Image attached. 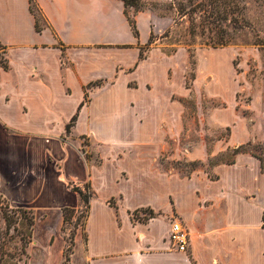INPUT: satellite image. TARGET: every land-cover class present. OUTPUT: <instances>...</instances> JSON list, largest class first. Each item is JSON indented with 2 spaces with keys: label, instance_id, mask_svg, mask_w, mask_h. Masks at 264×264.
Returning <instances> with one entry per match:
<instances>
[{
  "label": "crops",
  "instance_id": "crops-1",
  "mask_svg": "<svg viewBox=\"0 0 264 264\" xmlns=\"http://www.w3.org/2000/svg\"><path fill=\"white\" fill-rule=\"evenodd\" d=\"M34 1L41 31L29 0H0V197L34 214L27 264H64L62 211L80 205L71 185L87 183L94 196L68 264H264L256 157L215 165L214 179L156 165L161 144L183 127L179 99L189 91L187 53L149 44L160 31L154 15L133 14L135 36L120 0ZM197 62L194 87L224 103L212 118L231 127L226 148L250 143L231 113L241 87L232 50H200ZM174 219L189 233L185 253L168 240Z\"/></svg>",
  "mask_w": 264,
  "mask_h": 264
},
{
  "label": "rangeland",
  "instance_id": "rangeland-1",
  "mask_svg": "<svg viewBox=\"0 0 264 264\" xmlns=\"http://www.w3.org/2000/svg\"><path fill=\"white\" fill-rule=\"evenodd\" d=\"M144 1L141 4L146 6L143 11L154 15L160 30L151 35L150 45L158 47L165 54H171L177 49L187 53L184 76L189 96L179 99L184 106L183 127L177 137L166 138L161 144V153L156 158L157 167L163 172H175L183 177L198 171L213 175L215 165H222L232 158L231 152L227 150L229 147L226 148L231 127L222 126L212 118L213 111L224 106L222 99L207 97L194 87L193 81L198 52L223 47L232 50L235 79L241 86L236 103L231 104V113L237 119H242V123H246L253 133L248 150L264 158V3L247 0L243 11L245 27L235 30L228 20L217 21L214 13H209L211 8L207 4V7L201 5L203 12H199V8H196L195 13L190 12L208 0ZM179 2L183 3V9L188 14L179 11ZM127 13L132 17V9H128ZM39 23L45 24L41 18ZM222 43L227 45L223 46ZM77 143L82 145L83 150L89 146L83 139ZM88 150L92 160L93 151L91 148ZM193 162L198 164L193 166ZM12 209L0 197V256L7 264H22L19 261L24 260L19 234V231H23L20 220L15 217L14 220H17L9 226L3 218V214L11 216ZM71 231L69 227L65 235L69 236Z\"/></svg>",
  "mask_w": 264,
  "mask_h": 264
},
{
  "label": "trees",
  "instance_id": "trees-1",
  "mask_svg": "<svg viewBox=\"0 0 264 264\" xmlns=\"http://www.w3.org/2000/svg\"><path fill=\"white\" fill-rule=\"evenodd\" d=\"M123 3L124 7V15L126 16L128 23L131 27V30L135 36H137V29L135 25V21L133 19V14L136 12L143 11L146 6L141 5L144 0H120ZM191 1V0H187ZM247 0H208L207 3L201 2L199 6H196L195 9H191L190 12L195 13L196 8H199V12H203V9H200L201 5L211 8V11L209 13L211 15H214L215 18H217V21H227L230 22L231 27L235 30H242L245 27V19L243 17V11L245 9V3ZM256 1V0H255ZM264 3V0H258ZM152 4V3H151ZM207 4V5H206ZM179 11L182 14H188V12H185L183 9V3H178ZM29 9L32 13L34 19H35V29L37 31L42 30V26L39 23V18L43 19L44 23L45 20L43 18V15L41 14L40 10L38 9L37 5L35 4L34 0H29ZM128 9H132V17H130L127 13ZM152 37L149 39V44L152 43ZM221 45L226 46L227 43H222ZM140 58H143V52L141 50L140 52ZM0 67L6 68V63L4 60L0 59ZM74 118L71 119V122L66 125L67 131L70 130L72 126ZM251 146L250 143L241 145L235 149H228L229 152H231L232 158L225 162V165H231L234 163L236 155L240 153H249L252 156L256 157L260 163H261V170L264 171V158L254 152L252 150H248V148ZM198 163H191V165H197ZM189 175H187L188 177ZM211 179H214L215 176L209 175ZM71 190L79 196L80 199V205L76 209H70L65 208L63 209V228L62 233L65 234L67 229L69 227L72 228V231L70 232L69 236L65 235V249H64V264H68L70 254L73 251L74 246V237L75 233L78 229L84 230L85 224L87 220V215L90 207V200L93 198L94 193L90 187V185L87 183L83 185L82 187L71 185ZM12 213L11 216L8 214H3V218L7 225H11L12 223H15V220H20V225L23 228V231H19L20 234V242H21V252L24 255V260L22 261V264H27V247L31 243L32 238V229L34 226L35 218L34 214L30 210H24V209H12L10 211ZM150 216L153 215L152 212L148 213ZM17 218L14 220V218ZM0 264H7L6 261L3 260V257L0 256Z\"/></svg>",
  "mask_w": 264,
  "mask_h": 264
},
{
  "label": "built area",
  "instance_id": "built-area-1",
  "mask_svg": "<svg viewBox=\"0 0 264 264\" xmlns=\"http://www.w3.org/2000/svg\"><path fill=\"white\" fill-rule=\"evenodd\" d=\"M168 240L170 245L178 252L185 253L189 247V233L183 224L174 219L168 233Z\"/></svg>",
  "mask_w": 264,
  "mask_h": 264
}]
</instances>
